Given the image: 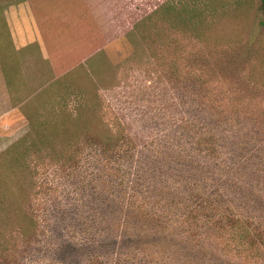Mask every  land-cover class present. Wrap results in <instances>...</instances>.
<instances>
[{
	"label": "rangeland",
	"instance_id": "374dc122",
	"mask_svg": "<svg viewBox=\"0 0 264 264\" xmlns=\"http://www.w3.org/2000/svg\"><path fill=\"white\" fill-rule=\"evenodd\" d=\"M166 1L137 0L127 9L135 14L129 16L121 37L104 47L89 69L90 82L83 83L81 78L82 85L76 88L82 92L79 99L68 103L69 110L74 105L97 107L91 111L92 117H84L95 128L94 136L105 137L110 130L126 141L119 151L128 157L112 154L109 164L106 152L92 141L91 134L82 133L68 151H59L58 140L53 150L43 147L32 153L26 169H8L7 161H2L4 153L30 132L16 100L52 78L47 68L40 73L37 47L17 55L22 76L11 93L15 100L11 105L18 109L9 123L0 126L5 137L0 140V257L4 253L6 263L230 264V257L231 264H264V256L254 263L230 255L222 238L201 223L199 232L205 245L201 254L190 253L186 244L181 246L174 238L168 246L151 242L147 250L131 243L122 245L126 235L117 230L118 223L159 206L171 211V196L164 195L169 192L182 195L187 202L191 195L184 185L196 189L190 194L220 196L235 214L264 231V7L260 0H227L219 5L212 21L207 19L212 8L209 4L187 0L184 2L204 12L203 36L180 34L183 26H176L173 20L166 26L155 20L143 35L131 31ZM249 1L252 3L247 5ZM64 2L63 8L74 5L75 11L85 10L81 0ZM237 2H241L239 8ZM113 14L105 13L106 19H115ZM72 26L71 34L80 40L83 28ZM70 32L63 31L62 39ZM84 49H89L88 45ZM209 112L233 124L226 136L238 138V147L224 148L228 141L220 129L211 122L208 125ZM255 126L261 130L262 140L254 145L250 141ZM203 128H211L221 141L217 162L223 166L225 160L229 169L220 179L229 180L230 188L221 184L214 190L212 174L206 179L181 178L186 162L196 166L206 161L202 148L208 138L202 136ZM245 133L250 136L239 141ZM156 188L164 189L163 194L158 195ZM29 216L34 222L32 229L26 223Z\"/></svg>",
	"mask_w": 264,
	"mask_h": 264
},
{
	"label": "trees",
	"instance_id": "16d2710c",
	"mask_svg": "<svg viewBox=\"0 0 264 264\" xmlns=\"http://www.w3.org/2000/svg\"><path fill=\"white\" fill-rule=\"evenodd\" d=\"M184 1L187 0L166 1L148 16L135 23L131 31L143 35L151 28V22L158 20L163 24L165 22L164 25L166 26L167 21L173 20L176 26H183V30L180 31V34H192L196 37L203 36L204 26L202 15L204 12L198 10L196 6H192V4L189 5ZM202 1L212 7L207 17V19L210 18L212 21L215 19V16H217L219 5L227 2V0H225L224 3L218 4L217 2L219 0ZM178 3L181 4L178 5ZM251 3L250 1L246 2L247 5ZM260 3L264 7V0H260ZM236 5H238L239 8L241 2H237ZM67 14L59 16L48 28L43 27L41 29L48 59L43 60L39 54L42 67L41 69L39 68V70L43 75L42 69H49L52 72V78L46 83L38 86V90L18 97L16 100L18 105H20V110L24 112L28 126L30 127V132L11 145L4 153V159L2 161H7L8 169L12 172H14V169H26L25 165L32 153L42 150L43 147L46 149L48 147L53 150L58 140L61 141L59 144V151H68L72 148V142L77 139L76 136L82 133L91 134L92 141L95 140L94 142L102 151L106 152L105 160H107L108 164L112 158V154L115 156L118 155V157H128L125 155V152L119 151V149H123V146L126 144L123 138L113 135L110 130L106 132L105 137H96L94 136L96 130L92 127L91 122L88 120L85 122L84 117L86 115L92 117L93 114L91 111L93 109L97 110L95 105L90 106L86 104V106L79 107L74 105L75 107L73 106V110L68 109V103H76V99H79L78 97L82 93L80 90L76 89L78 86L82 85L81 78L84 81L83 83H86L87 80L90 82L92 75L89 69L93 62L101 56L106 45L94 24L86 25L81 21L82 16H78V11H68ZM221 14L224 15L225 13ZM43 17L49 19V14L44 12ZM71 23L75 25L77 29H80V27L83 28L84 31L81 32L82 37H80L81 41L77 40L71 34L70 29L73 27ZM163 24H160L161 28ZM46 31L48 32L45 33ZM63 31L70 32L69 36L66 35L68 38L64 40L62 39V35H64L62 34ZM96 41L98 42L97 44H95ZM86 45H88L89 49H84ZM9 50H11L10 55L6 54V57L8 55L9 61H5L2 51L7 53ZM12 51V48L7 50L6 47L0 45V67L4 75H6L4 78L6 79L7 88L10 93L13 94V89L16 87L15 85L13 86V84L20 79L15 78L13 74H11L13 77H8L6 71L18 73L20 70L17 65L15 53ZM78 79H80V83H76ZM200 92L202 97H204L205 93L202 89ZM12 101L15 100L12 98ZM28 111H32V113ZM209 116L206 115V119H209L208 125L210 124L209 122H211V125L215 127V129H220V134H223V139H227L228 141L225 143L224 148L227 150V148L230 149L231 147L234 148V146H237L236 141H238V138L226 136L230 131L229 125L232 127L233 124L223 121V119H221L223 117L217 113L209 112ZM233 129L234 127H232V130ZM209 130L207 128L201 129L202 136L208 138L205 140L204 147L202 148L206 150L203 151L206 161L202 165L197 164L196 166H192V162H186L188 165L186 169H184L181 178L186 180V178L191 175L194 177L201 176V179H206L207 175L212 174L215 175L212 179L216 184L214 190L221 184H224L225 188H230L232 184L227 183L229 180L223 181L220 179V177L227 175L228 171L226 170L229 169V164H225V160H223V166L218 165L217 162L221 159L220 152H218L220 147L219 143L221 141L216 139L211 128H209ZM238 131H242V129H238ZM261 135V130L258 129V126H255L252 129V140L250 143L255 145L256 142L262 140ZM242 136L247 138L250 135H248V133L241 135L239 141H243ZM248 143L249 142L244 143L241 148L246 147ZM227 158V160L231 162L232 158L230 156H227ZM173 170L175 169L173 168ZM189 170L191 172H189ZM187 186L184 185V187H182L185 188L188 195H191L187 202H185L182 195L179 196L170 192L164 194L166 196H171V199H169L173 203L171 211L167 209V206L164 208L159 206L155 207L157 208L156 210L139 211L135 214V217L128 218V220L118 223V225H116L117 230L126 235L123 238L122 245L127 246L125 243H131V245L133 244L134 246L147 250L151 248L153 244L151 242L157 241L156 244H160V246H168L169 239L174 238L181 246L186 244L184 248H189L190 253L195 252L201 254L205 246L204 239L202 238L203 236H201L199 232V223H201L207 225V228L213 234L222 238L224 242L223 245L230 255L235 254L242 258L243 261L247 262L252 260L254 263L263 258L264 231L259 225L255 224V222L250 219L235 214V212L227 206L226 201L220 196L204 197L197 192H192V194H190V191L196 189L189 190ZM156 190H159L158 195L164 192V189L161 188H156ZM26 223L29 224L31 229L34 227V222L30 216L27 217ZM178 228L180 229L179 231ZM1 237L0 235V254L3 252ZM148 237H152V240L149 241ZM24 238L26 239L27 237ZM179 249L180 248L174 247V250ZM3 254L0 257V263L8 264ZM228 262L231 264L230 257Z\"/></svg>",
	"mask_w": 264,
	"mask_h": 264
},
{
	"label": "crops",
	"instance_id": "0c3cea01",
	"mask_svg": "<svg viewBox=\"0 0 264 264\" xmlns=\"http://www.w3.org/2000/svg\"><path fill=\"white\" fill-rule=\"evenodd\" d=\"M64 1L66 0H0V45L9 47V49L12 48L16 60L19 59L18 54L33 47H37L39 62L40 57L43 60L48 59L41 29L43 27L48 28L59 16L66 15L68 11H75L74 5L63 8L66 4ZM135 1L137 0H81V6H85V10H79L78 16H82L81 21L86 25L94 24L105 45H108L120 38L121 31L127 23L129 24V18H131L129 16H132L135 12L131 11L132 13H129L127 9L132 8ZM70 2L74 3V0H70ZM111 11L116 13V15H112H115V19L108 20L105 13ZM44 12L49 14V19L43 17ZM87 18H90L91 21L89 22ZM10 51H7V53L2 51L5 61H9ZM6 54H8L7 57ZM6 73L8 77L14 76L20 79L22 76L20 71L11 73L7 70ZM4 76L6 75L0 67V126L9 123L10 117L18 109L11 105V93L7 88ZM18 84L19 81H15L13 86ZM1 137L4 136L0 134V140H2Z\"/></svg>",
	"mask_w": 264,
	"mask_h": 264
}]
</instances>
